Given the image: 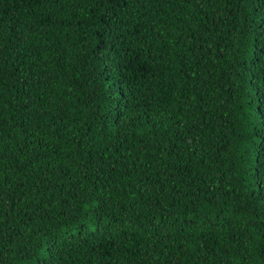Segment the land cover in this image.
Instances as JSON below:
<instances>
[{
  "label": "trees",
  "instance_id": "16d2710c",
  "mask_svg": "<svg viewBox=\"0 0 264 264\" xmlns=\"http://www.w3.org/2000/svg\"><path fill=\"white\" fill-rule=\"evenodd\" d=\"M0 264H264V0H0Z\"/></svg>",
  "mask_w": 264,
  "mask_h": 264
}]
</instances>
